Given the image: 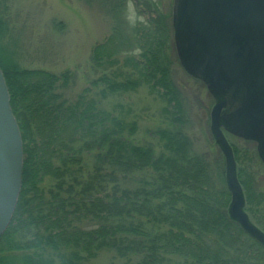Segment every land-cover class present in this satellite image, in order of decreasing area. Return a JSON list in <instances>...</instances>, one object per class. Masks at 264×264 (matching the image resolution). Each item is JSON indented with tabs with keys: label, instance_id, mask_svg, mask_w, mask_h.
Instances as JSON below:
<instances>
[{
	"label": "trees",
	"instance_id": "obj_1",
	"mask_svg": "<svg viewBox=\"0 0 264 264\" xmlns=\"http://www.w3.org/2000/svg\"><path fill=\"white\" fill-rule=\"evenodd\" d=\"M126 1H98L117 21L93 47L98 76L74 97L65 95L71 71L21 67L0 45L24 154L0 264H97L104 254L108 264H264V246L228 214L222 153L220 160L198 150L184 130L191 119L173 77L172 11L141 0L151 16L127 29L119 17ZM6 28L0 11V39ZM133 46L138 56L120 55ZM141 88L166 114L148 137H139L131 106L118 99ZM238 176L245 210L264 231V192L252 174L238 168Z\"/></svg>",
	"mask_w": 264,
	"mask_h": 264
},
{
	"label": "water",
	"instance_id": "obj_2",
	"mask_svg": "<svg viewBox=\"0 0 264 264\" xmlns=\"http://www.w3.org/2000/svg\"><path fill=\"white\" fill-rule=\"evenodd\" d=\"M172 26L182 68L214 99L210 131L224 157L228 214L264 246V231L245 210L246 197L227 134L257 143L264 162V0H173ZM23 140L0 67V237L21 190Z\"/></svg>",
	"mask_w": 264,
	"mask_h": 264
},
{
	"label": "rangeland",
	"instance_id": "obj_3",
	"mask_svg": "<svg viewBox=\"0 0 264 264\" xmlns=\"http://www.w3.org/2000/svg\"><path fill=\"white\" fill-rule=\"evenodd\" d=\"M98 1L0 0V11L7 27L0 45L21 67L45 69L55 73L71 71L75 78L74 84L65 90V95L74 97L90 80L98 76L97 72L100 71L90 58L93 47L111 35L117 21V16L108 12L109 3ZM150 1L158 2L161 11L171 13L173 0ZM120 11L121 15H118L124 18L127 29L151 16L146 2L141 0H127ZM127 37L132 39L133 35L127 34ZM123 52L125 53H121V56L139 54L134 46L130 51ZM174 52L172 46L170 55L173 56ZM172 59L174 81L186 98L187 112L191 119L184 130L192 134L198 150L213 151L222 160L221 151L210 131V110L214 99L203 83L188 77L177 56ZM118 99L131 106L132 116L139 121V137H148L146 131H151L164 122V104L148 89L141 88ZM227 137L232 146L239 149L237 167L243 169V177H247V173L252 174L253 187L264 192V162L258 156L257 143L231 134ZM222 158L224 162L223 154ZM108 261L107 254L95 259L97 264H108Z\"/></svg>",
	"mask_w": 264,
	"mask_h": 264
}]
</instances>
